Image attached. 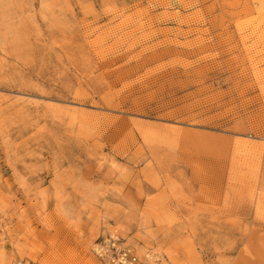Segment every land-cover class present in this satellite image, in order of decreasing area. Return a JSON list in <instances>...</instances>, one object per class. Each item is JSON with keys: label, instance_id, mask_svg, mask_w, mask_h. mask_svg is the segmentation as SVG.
Instances as JSON below:
<instances>
[{"label": "rangeland", "instance_id": "obj_1", "mask_svg": "<svg viewBox=\"0 0 264 264\" xmlns=\"http://www.w3.org/2000/svg\"><path fill=\"white\" fill-rule=\"evenodd\" d=\"M264 264V0H0V264Z\"/></svg>", "mask_w": 264, "mask_h": 264}, {"label": "built area", "instance_id": "obj_2", "mask_svg": "<svg viewBox=\"0 0 264 264\" xmlns=\"http://www.w3.org/2000/svg\"><path fill=\"white\" fill-rule=\"evenodd\" d=\"M95 256L101 264H138L139 258L136 250L121 243L117 238H108L101 241L94 249ZM16 264H34L21 260Z\"/></svg>", "mask_w": 264, "mask_h": 264}]
</instances>
